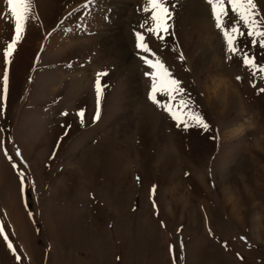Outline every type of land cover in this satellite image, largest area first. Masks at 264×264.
I'll list each match as a JSON object with an SVG mask.
<instances>
[{"label":"rangeland","instance_id":"obj_1","mask_svg":"<svg viewBox=\"0 0 264 264\" xmlns=\"http://www.w3.org/2000/svg\"><path fill=\"white\" fill-rule=\"evenodd\" d=\"M127 1L33 0L38 18L11 57L6 98L0 79V224L9 236H0V264H264V79L241 57L229 58L206 0H171L164 41L140 27L145 0ZM256 2L264 15V0ZM196 3L208 26L196 27ZM236 19L229 8L228 24ZM138 31L184 88L174 101L163 93L158 100L174 110L185 100L207 130L191 121L177 127L149 99L152 69L141 56L154 57L137 49ZM115 33L127 49L105 54ZM13 35L1 0L0 78ZM250 39L241 46L264 64V49ZM102 70L107 87L93 122ZM216 72L224 82L214 94ZM19 171L27 176L23 195Z\"/></svg>","mask_w":264,"mask_h":264},{"label":"snow or ice","instance_id":"obj_2","mask_svg":"<svg viewBox=\"0 0 264 264\" xmlns=\"http://www.w3.org/2000/svg\"><path fill=\"white\" fill-rule=\"evenodd\" d=\"M95 2L96 0H87L82 7H90ZM5 3L11 16L14 18V35L3 50L5 68L3 76L0 79H2L3 83L4 98L7 97L9 91L8 65L11 63V57L17 49V45L23 39L27 23L31 19L38 18L33 15V0H5ZM206 3L211 7V16L215 22V27L222 31L226 43V51L230 54L229 58L231 56L241 57L243 65L251 70L254 77L260 75L264 79V64L259 63L255 53L246 50L240 43L241 39L246 35L251 38L250 43L252 46L264 49V15L259 10L256 0H206ZM175 7L176 5L171 3V0H145L142 10L149 15L144 23L140 25L141 29L155 36L158 40L164 41L169 35H172L170 32L172 26L170 21L173 18ZM229 8L231 13H234L238 18L233 20L230 25L228 24ZM144 32L138 31L135 35L137 49L142 50L144 53H149L154 57V59H150L147 55L141 56L144 63L152 69V71L145 73V76L151 77L152 80L149 99L168 112L172 119L176 121L177 127H183L184 130H187L190 127L189 122L191 121L195 126L207 130L209 124L200 114L193 112L185 100L181 99L179 105L175 106V110L173 104L158 100V94L163 93L169 101H174L176 94L183 93L184 88L181 86V81L174 78L165 63L152 52ZM179 59H185L183 54L180 55ZM107 75L108 72L102 70L97 72L95 76L94 89L97 107L93 122L100 118L101 99L107 87V85L102 83V78ZM236 79L240 80L242 78L238 76ZM260 92H264V88L260 89ZM61 115L66 116L68 113L63 112ZM77 116L81 118V123H83L84 110L81 109L77 113ZM5 155H7V152H5ZM16 155H21L18 149ZM13 167L18 168V165L14 163ZM18 175L20 178V191L23 195L27 176L23 171H19ZM151 191L153 194L155 193V185H153ZM153 207H155V203ZM29 215L31 216L32 213L30 212ZM0 236L5 241H9V236L5 234V226L2 224H0ZM241 239L246 238L241 237ZM7 247L13 252L16 251L11 242H8ZM16 259L22 261L21 256H16Z\"/></svg>","mask_w":264,"mask_h":264},{"label":"bare ground","instance_id":"obj_3","mask_svg":"<svg viewBox=\"0 0 264 264\" xmlns=\"http://www.w3.org/2000/svg\"><path fill=\"white\" fill-rule=\"evenodd\" d=\"M113 1H117V2H121V3H127L128 1L127 0H113ZM127 1V2H126ZM194 2V1H193ZM43 3V2H42ZM120 3V4H121ZM119 4V5H120ZM128 4V3H127ZM58 6V5H56ZM0 7H1V0H0ZM191 7V6H190ZM188 7V8H190ZM40 8L43 10L45 9V4L41 5ZM190 10V9H188ZM191 11V14L193 16V21H195V24H196V27H199V26H202V27H205L208 22L204 16V11H206V9L203 8V6L201 4H195L193 5L192 9L190 10ZM207 12V11H206ZM191 17V16H190ZM208 26V25H207ZM209 34V33H208ZM210 37H213L212 35ZM212 39V38H211ZM212 41V40H211ZM51 43V42H50ZM52 44H54L52 42ZM125 44H126V40L124 39V37L122 36L121 33H115L114 35H111L109 37V43L105 45L104 48V53L105 54H116V55H122L123 51H125ZM52 47V46H51ZM50 48V47H48ZM128 71L132 77V83H134L136 80H135V75H136V66H135V63L133 60L129 61V64H128ZM217 73V72H216ZM217 76L216 79H212L215 83V80H218L217 83L214 84L215 86V90H214V94H217L220 92V90H217V86H218V83H223L224 80L220 77V75L217 73ZM138 86V84L135 82L133 84V88H136ZM213 86V85H212ZM136 90V89H135ZM218 98H221L220 96H218ZM132 104V101L130 100L129 104ZM126 105V104H125ZM150 115V113L148 114ZM40 128V127H39ZM243 128V123L236 126L233 130L234 131H240L241 129ZM32 132V131H31ZM38 135H39V132H38ZM227 199H230L229 201H232V203L235 201V197L234 195H232L231 191H228L227 192ZM234 204V203H233ZM236 205V204H235ZM234 206V205H233ZM233 208V207H232ZM231 208V209H232ZM235 210L238 211V207L237 205L234 207Z\"/></svg>","mask_w":264,"mask_h":264}]
</instances>
